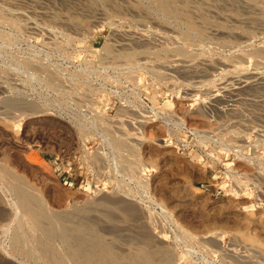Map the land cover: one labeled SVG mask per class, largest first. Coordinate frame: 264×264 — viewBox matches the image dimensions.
Segmentation results:
<instances>
[{
  "label": "rangeland",
  "instance_id": "1",
  "mask_svg": "<svg viewBox=\"0 0 264 264\" xmlns=\"http://www.w3.org/2000/svg\"><path fill=\"white\" fill-rule=\"evenodd\" d=\"M0 264H264V0H0Z\"/></svg>",
  "mask_w": 264,
  "mask_h": 264
},
{
  "label": "bare ground",
  "instance_id": "2",
  "mask_svg": "<svg viewBox=\"0 0 264 264\" xmlns=\"http://www.w3.org/2000/svg\"><path fill=\"white\" fill-rule=\"evenodd\" d=\"M122 31V30H121ZM128 39V38H127ZM196 71V70H195ZM253 76V75H252ZM245 77L246 78V80L245 81H242V80H240V82H239V80L238 81H235V80H233V82H231V83H227L224 87H222V88H218V89H216L217 91H215L214 93H209L208 95H206V97H207V99H206V104L207 105H210V106H212L213 108H217L218 110H221V112L223 111V109L224 108H229V107H232L233 106V104L235 103V105H236V103L238 104L241 100L243 101H248L249 99H250V97L248 98L247 96H245V98L247 97L248 98V100H246V99H244V95H245V92H247V91H244V90H242L245 86H247L248 84L249 85H252V83H254V82H252V80H254L255 79V77ZM256 76V75H255ZM257 77V76H256ZM241 78H244V77H241ZM256 80V79H255ZM235 81V82H234ZM260 81L261 80H259V84H260ZM225 84V83H224ZM223 84V85H224ZM254 84H256V83H254ZM256 85H258V84H256ZM248 87V86H247ZM254 87V86H253ZM256 87V86H255ZM252 88V87H251ZM249 90V89H248ZM249 93H251V92H249ZM253 95V94H252ZM254 97H255V95H254ZM254 97H252V99H254ZM251 101H253V100H251ZM251 101H248V102H251ZM255 101V100H254ZM224 104H226V105H224ZM240 104V103H239ZM238 104V105H239ZM224 105V106H223ZM234 105V106H235ZM210 106H208V107H210ZM222 108H221V107ZM238 107V106H237ZM221 108V109H220ZM231 109V108H230ZM232 109L234 110V107H232ZM235 109H237V108H235ZM225 110V109H224ZM229 110V109H228ZM224 113H225V111H224ZM34 159V158H33ZM34 160H36V163H37V158L36 159H34ZM34 160H32V161H34ZM35 162V161H34ZM38 162H39V160H38ZM18 191V190H17ZM18 198H19V204H20V207H23V208H26L27 210H29L30 211V209H31V211L33 210V208L30 206V200H28L27 199V197L26 196H24L23 194H22V192L20 191L19 193H18ZM22 205V206H21ZM36 217V216H35ZM7 220H10L9 218L7 219ZM5 221H6V219H5ZM23 222V221H22ZM12 224H13V222H12ZM22 226V225H21ZM23 227V226H22ZM29 232V231H28ZM19 238V237H18ZM21 238V237H20ZM19 238V239H20ZM32 245V244H31ZM33 254V253H32Z\"/></svg>",
  "mask_w": 264,
  "mask_h": 264
}]
</instances>
